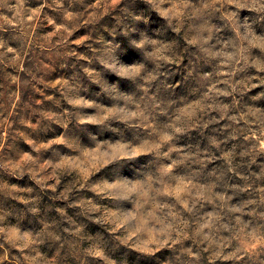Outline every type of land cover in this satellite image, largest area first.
<instances>
[{
  "label": "rangeland",
  "instance_id": "1",
  "mask_svg": "<svg viewBox=\"0 0 264 264\" xmlns=\"http://www.w3.org/2000/svg\"><path fill=\"white\" fill-rule=\"evenodd\" d=\"M146 33L163 75L87 89L97 57L151 74L109 39ZM262 146L264 0H0V264H264Z\"/></svg>",
  "mask_w": 264,
  "mask_h": 264
},
{
  "label": "clouds",
  "instance_id": "2",
  "mask_svg": "<svg viewBox=\"0 0 264 264\" xmlns=\"http://www.w3.org/2000/svg\"><path fill=\"white\" fill-rule=\"evenodd\" d=\"M118 2V0H117ZM154 0H143V3L146 6L151 5ZM229 3H232L233 0H228ZM70 3H82V0H70ZM171 12H166L162 19H169L171 17ZM75 16V13H69L66 19L71 20ZM150 21H144V23H149ZM111 42L115 44V48L113 50V56L115 59L116 66H127L131 63L130 59L127 56V52L131 49L136 55L139 57L143 54V52L149 48L152 50L149 51V59H153L157 65V68L153 70L151 74L146 75L147 69L144 67L143 64H136L132 68L125 67L123 72L116 71L113 67H110L108 63H104L99 57H97V62L91 65L89 70V75H96L98 79L96 81H87L86 86L88 90L95 88L97 91H101V85H108L114 87L117 93H125L128 92L129 89L135 88L138 85H141L142 82H151L156 80L159 76L163 75V73L159 69V65L164 62H171L172 56L166 55V52H170L171 46L170 45H162L160 42L152 39L147 33L145 36L139 40L137 44H132L129 42V35L125 34H117L113 35L109 38ZM100 43H103L101 41ZM126 45V46H125ZM103 95V93L101 92ZM105 99H111L110 97H105ZM91 107V105H89ZM121 109L119 107L110 109L109 116L112 119L117 120L119 119ZM141 112L139 109L137 111H133L132 115H140ZM109 130V129H105ZM114 131V129H111ZM184 131V127L178 126L174 128V133H182ZM173 138L172 135H166L164 140H171ZM159 147V145H157ZM264 147V146H262ZM131 155L135 156L136 153H131ZM110 161L105 162V166H107ZM130 164H135V160H130ZM123 166H119L114 171V179H118L121 175L120 169ZM103 195V193H101ZM126 226L125 220H116L113 222L112 232L113 234L117 233L120 229ZM131 228V226H129ZM207 227V225H205ZM3 231V229H0ZM139 232L140 229L131 228L128 232V235L125 237L126 241H132L133 238L139 239ZM170 236L160 237L157 238L154 242L157 243L158 246L163 247L165 243L170 240ZM98 257H103L102 251H97L95 253Z\"/></svg>",
  "mask_w": 264,
  "mask_h": 264
}]
</instances>
